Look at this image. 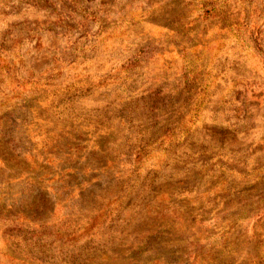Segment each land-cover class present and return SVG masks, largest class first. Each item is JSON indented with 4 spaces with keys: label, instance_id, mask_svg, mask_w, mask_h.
I'll return each mask as SVG.
<instances>
[{
    "label": "rangeland",
    "instance_id": "374dc122",
    "mask_svg": "<svg viewBox=\"0 0 264 264\" xmlns=\"http://www.w3.org/2000/svg\"><path fill=\"white\" fill-rule=\"evenodd\" d=\"M0 264H264V0H0Z\"/></svg>",
    "mask_w": 264,
    "mask_h": 264
}]
</instances>
